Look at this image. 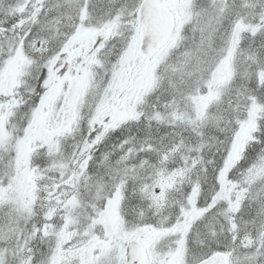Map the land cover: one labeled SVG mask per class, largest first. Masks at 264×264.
<instances>
[{
    "label": "snow or ice",
    "instance_id": "obj_1",
    "mask_svg": "<svg viewBox=\"0 0 264 264\" xmlns=\"http://www.w3.org/2000/svg\"><path fill=\"white\" fill-rule=\"evenodd\" d=\"M0 264H264V0H0Z\"/></svg>",
    "mask_w": 264,
    "mask_h": 264
}]
</instances>
